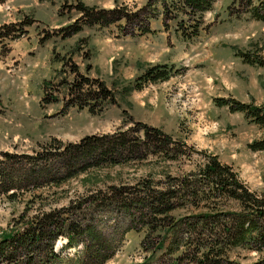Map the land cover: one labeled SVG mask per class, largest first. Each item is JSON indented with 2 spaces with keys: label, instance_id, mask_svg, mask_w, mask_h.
Listing matches in <instances>:
<instances>
[{
  "label": "rangeland",
  "instance_id": "obj_1",
  "mask_svg": "<svg viewBox=\"0 0 264 264\" xmlns=\"http://www.w3.org/2000/svg\"><path fill=\"white\" fill-rule=\"evenodd\" d=\"M146 1L0 0L1 150L33 154L57 149L85 134L125 128L133 121L155 126L172 140L166 150L143 159L90 167L60 185L34 189L48 194L42 206L66 204L111 184L131 185L143 178L159 184L166 174L180 176L195 168L203 160L201 151L215 154L250 189L264 192V149L247 146L262 129L241 111L213 103L223 96L264 105V65L244 61L239 53L264 58V21L229 13L232 0H213L189 40L175 33L171 22L163 25L159 14L149 19L137 14L127 21L93 19L97 10L105 16L116 8L140 13ZM156 63L165 64L169 77L137 88L135 81ZM78 76H86L92 87L101 81L109 90L107 98L89 99L93 111L68 101L72 95L67 86ZM28 196L24 192L8 200L0 193V230L21 210L34 212L37 205L26 204ZM208 209L188 205L175 212ZM92 216L113 244V253L101 264H135L147 254L139 244L142 232L127 228L121 209L102 205ZM76 248L62 251L69 264ZM231 255L250 261L258 252L235 248Z\"/></svg>",
  "mask_w": 264,
  "mask_h": 264
},
{
  "label": "trees",
  "instance_id": "obj_2",
  "mask_svg": "<svg viewBox=\"0 0 264 264\" xmlns=\"http://www.w3.org/2000/svg\"><path fill=\"white\" fill-rule=\"evenodd\" d=\"M212 2L147 0L140 13L128 14L116 8L110 16L100 10L92 15L94 21L105 22L112 17L127 21L137 14L145 19L159 14L163 25L171 22L173 31L189 40L197 35L203 12L211 8ZM231 4L229 13H247L264 21V0H232ZM239 53L244 61L264 65V58ZM164 66L156 63L147 67L141 79L135 81L136 87L146 81L167 79L170 70ZM90 83L86 76L69 83L71 105L93 111L92 101L107 98L109 90L101 81L95 87ZM213 103L241 111L261 128V135L248 141L247 146L251 150L264 149L263 104L223 96L214 97ZM135 131H141L140 136ZM168 141L172 140L159 128L133 121L125 128L85 134L57 149H38L33 154L0 149V193L13 200L29 192L30 201L25 203L37 205L34 212L21 210L0 230V264H69L70 257L62 251L78 244L73 264L103 263L113 253V244L92 221V213L102 205L121 209L128 218L127 228L142 232L139 244L147 254L135 264H264V192L250 189L229 164L201 149L203 160L195 168L180 176L166 174L159 184L152 178L131 185L111 184L103 191L97 189L66 204L48 207L42 206L48 196L46 191L34 190L60 185L90 167L143 159L155 150H166ZM53 163H57L56 171H51ZM230 201L233 206H229ZM188 205L209 209L175 212ZM58 238L64 241L57 242ZM235 248L254 250L258 255L250 261H240L231 255Z\"/></svg>",
  "mask_w": 264,
  "mask_h": 264
}]
</instances>
